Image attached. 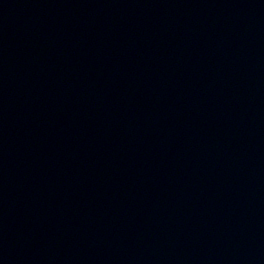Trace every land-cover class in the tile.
Segmentation results:
<instances>
[{
    "label": "water",
    "instance_id": "obj_1",
    "mask_svg": "<svg viewBox=\"0 0 264 264\" xmlns=\"http://www.w3.org/2000/svg\"><path fill=\"white\" fill-rule=\"evenodd\" d=\"M0 264H264V0H0Z\"/></svg>",
    "mask_w": 264,
    "mask_h": 264
}]
</instances>
